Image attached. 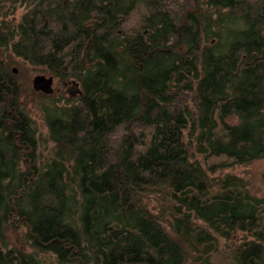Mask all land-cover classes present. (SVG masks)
I'll list each match as a JSON object with an SVG mask.
<instances>
[{
  "label": "trees",
  "instance_id": "trees-1",
  "mask_svg": "<svg viewBox=\"0 0 264 264\" xmlns=\"http://www.w3.org/2000/svg\"><path fill=\"white\" fill-rule=\"evenodd\" d=\"M260 158L264 0H0V264H264Z\"/></svg>",
  "mask_w": 264,
  "mask_h": 264
},
{
  "label": "rangeland",
  "instance_id": "rangeland-1",
  "mask_svg": "<svg viewBox=\"0 0 264 264\" xmlns=\"http://www.w3.org/2000/svg\"><path fill=\"white\" fill-rule=\"evenodd\" d=\"M23 9H24L23 6H17L16 11L14 13V17L16 19L19 18ZM11 69L14 70L15 71L14 74L18 75L19 79L23 81L26 95H29V93H31L30 91L33 90L32 89V79L35 76L37 75H44L46 77L51 76L48 73L44 72L41 68H32L26 64H23L22 62L14 61V65L11 66ZM52 78H53V83H52L53 92H55L59 88L58 90H61L62 94L65 97H68L69 90L72 88L71 82H63V84H60V82H58L56 78L54 77ZM34 114H35V117H37L35 110H34ZM37 121H38V128L40 132L42 133L43 136H46V128L44 126V122L41 119H38ZM227 122L234 124L237 122V118L230 117L227 119ZM44 138L45 137H43V140ZM49 144L48 142L47 144L43 143L41 146V149H44L45 147L49 149L50 148ZM44 155H46V153ZM226 172L236 174L238 176L245 178L246 180L249 179L252 182L253 187L255 189L257 188L260 189L259 192H261L264 189V180H263L264 158L254 160L247 165H237L232 168L225 169L223 171V173H226ZM21 234H22V228H20L18 231L9 230L6 234L7 235L6 237L7 245L16 246L18 248H21L27 251L28 246H26V243H24V241H21ZM45 257H48V256H45ZM49 262L50 264H54L53 258L49 259Z\"/></svg>",
  "mask_w": 264,
  "mask_h": 264
},
{
  "label": "water",
  "instance_id": "water-1",
  "mask_svg": "<svg viewBox=\"0 0 264 264\" xmlns=\"http://www.w3.org/2000/svg\"><path fill=\"white\" fill-rule=\"evenodd\" d=\"M13 72H15L13 70ZM53 78L52 76L46 77L44 75H37L32 79V89L36 92H42L44 94H51L53 93L52 88ZM77 87L73 86L69 90V94L76 92Z\"/></svg>",
  "mask_w": 264,
  "mask_h": 264
}]
</instances>
